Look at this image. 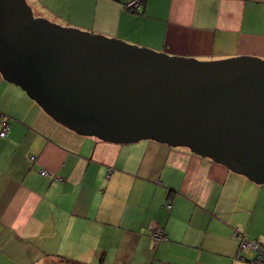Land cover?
<instances>
[{
  "label": "crops",
  "instance_id": "crops-1",
  "mask_svg": "<svg viewBox=\"0 0 264 264\" xmlns=\"http://www.w3.org/2000/svg\"><path fill=\"white\" fill-rule=\"evenodd\" d=\"M30 1L171 56L264 60V0ZM0 117V264H251L236 229L264 246V185L185 148L79 136L1 75Z\"/></svg>",
  "mask_w": 264,
  "mask_h": 264
},
{
  "label": "water",
  "instance_id": "water-1",
  "mask_svg": "<svg viewBox=\"0 0 264 264\" xmlns=\"http://www.w3.org/2000/svg\"><path fill=\"white\" fill-rule=\"evenodd\" d=\"M0 75L79 136L185 148L264 185V60L171 56L0 0Z\"/></svg>",
  "mask_w": 264,
  "mask_h": 264
},
{
  "label": "built area",
  "instance_id": "built-area-1",
  "mask_svg": "<svg viewBox=\"0 0 264 264\" xmlns=\"http://www.w3.org/2000/svg\"><path fill=\"white\" fill-rule=\"evenodd\" d=\"M125 8L127 10H137L140 8V0H131L128 1L125 4ZM9 122L6 118L0 117V137H4L8 131H9ZM33 160L34 157H31ZM40 175H47L48 172L46 170H40L39 171ZM166 207H169V205L166 203ZM233 235L239 239V246L237 250V258L242 259L241 254L243 252H254V258L251 260V264H264V246L261 245L258 241L256 240H250L248 239L243 233H241L240 230L236 229L233 232ZM151 237L153 241L156 243L158 241L164 240L165 235L163 234L162 230L158 228H154L151 231Z\"/></svg>",
  "mask_w": 264,
  "mask_h": 264
},
{
  "label": "rangeland",
  "instance_id": "rangeland-1",
  "mask_svg": "<svg viewBox=\"0 0 264 264\" xmlns=\"http://www.w3.org/2000/svg\"><path fill=\"white\" fill-rule=\"evenodd\" d=\"M26 2L31 7L32 12H33L35 17H41V18L47 19L50 22L56 23L54 21V19H50L49 16H46L44 14L38 15V13H36L33 10L30 0H26ZM56 24L61 25L62 27L75 28V29H78L80 31H85V32H89L92 34L105 36L107 38L118 39V40H121V41L126 42L128 44L135 45V44L129 43L123 39L117 38L116 36H113L114 34H111L109 32L110 29L100 27V25H98V22L94 23V22H91L90 20L87 21V20H78L75 18H71L69 20L57 22ZM136 46H138V45H136ZM30 160L34 161V159L32 160L31 158H30Z\"/></svg>",
  "mask_w": 264,
  "mask_h": 264
},
{
  "label": "trees",
  "instance_id": "trees-1",
  "mask_svg": "<svg viewBox=\"0 0 264 264\" xmlns=\"http://www.w3.org/2000/svg\"><path fill=\"white\" fill-rule=\"evenodd\" d=\"M141 2V1H140ZM138 10H134V12H137Z\"/></svg>",
  "mask_w": 264,
  "mask_h": 264
}]
</instances>
